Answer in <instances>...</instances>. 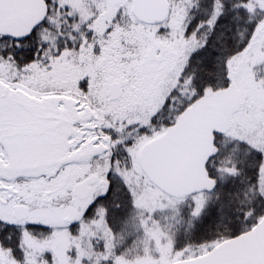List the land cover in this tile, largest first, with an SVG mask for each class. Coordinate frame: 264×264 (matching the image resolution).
<instances>
[{
  "label": "snow or ice",
  "instance_id": "6c2138e0",
  "mask_svg": "<svg viewBox=\"0 0 264 264\" xmlns=\"http://www.w3.org/2000/svg\"><path fill=\"white\" fill-rule=\"evenodd\" d=\"M137 232L264 264V0H0V264H121Z\"/></svg>",
  "mask_w": 264,
  "mask_h": 264
},
{
  "label": "rangeland",
  "instance_id": "374dc122",
  "mask_svg": "<svg viewBox=\"0 0 264 264\" xmlns=\"http://www.w3.org/2000/svg\"><path fill=\"white\" fill-rule=\"evenodd\" d=\"M170 213L163 212V211H157L156 216L158 217V221H154V223H159L161 226L165 225V218L170 216ZM168 223H171V221H168ZM180 229H187V217H184L181 219L180 224L178 226ZM100 231H103V228L101 227ZM156 240V245L159 246V235L161 234V229L157 228L156 231L150 233ZM111 242V241H110ZM87 243V241H86ZM116 243L121 244L123 243L126 248V252L124 255L120 257L121 264H134V261H139L141 264H152V257L151 256H137L135 252V248L137 247H144L145 251L147 250L148 241L145 237L142 236L139 232L136 234V240L135 244L133 240L127 239V237H120L117 235L116 237ZM68 244V238L65 236L61 240L57 242V251L58 253H61L63 248ZM85 249H80L82 254H87Z\"/></svg>",
  "mask_w": 264,
  "mask_h": 264
},
{
  "label": "trees",
  "instance_id": "16d2710c",
  "mask_svg": "<svg viewBox=\"0 0 264 264\" xmlns=\"http://www.w3.org/2000/svg\"><path fill=\"white\" fill-rule=\"evenodd\" d=\"M84 252H85V250H84Z\"/></svg>",
  "mask_w": 264,
  "mask_h": 264
}]
</instances>
